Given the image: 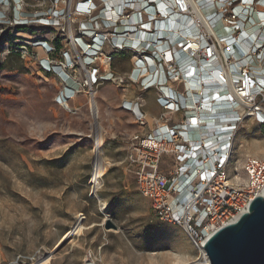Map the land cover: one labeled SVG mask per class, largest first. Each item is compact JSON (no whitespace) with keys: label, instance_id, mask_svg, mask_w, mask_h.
Wrapping results in <instances>:
<instances>
[{"label":"built area","instance_id":"2783aa9c","mask_svg":"<svg viewBox=\"0 0 264 264\" xmlns=\"http://www.w3.org/2000/svg\"><path fill=\"white\" fill-rule=\"evenodd\" d=\"M187 1L0 0V67L9 55L29 60L61 85L59 106L84 94L94 120L91 94L96 101L106 83L153 92L160 111L151 127L142 97L121 103L149 126L132 136L129 172L155 217L181 227L206 256L209 233L264 196V159L233 165L241 129L264 128V4L192 0L203 21ZM118 58L126 70L113 69ZM94 179L90 196L99 191Z\"/></svg>","mask_w":264,"mask_h":264},{"label":"rangeland","instance_id":"374dc122","mask_svg":"<svg viewBox=\"0 0 264 264\" xmlns=\"http://www.w3.org/2000/svg\"><path fill=\"white\" fill-rule=\"evenodd\" d=\"M33 64L9 55L0 67V264H43L49 256L47 264L202 262L181 227L155 217L129 172L132 136L149 126L137 125L121 103L142 97L148 110L155 94L106 83L95 92L94 120L84 94L69 109L59 106L61 85ZM127 65L120 58L112 63L119 72ZM255 141L264 150V128L243 127L234 166L254 155ZM98 163L105 174L90 196ZM79 223L83 233L68 237Z\"/></svg>","mask_w":264,"mask_h":264},{"label":"water","instance_id":"95a60500","mask_svg":"<svg viewBox=\"0 0 264 264\" xmlns=\"http://www.w3.org/2000/svg\"><path fill=\"white\" fill-rule=\"evenodd\" d=\"M204 251L209 264H264V196L236 222L214 233Z\"/></svg>","mask_w":264,"mask_h":264},{"label":"bare ground","instance_id":"6f19581e","mask_svg":"<svg viewBox=\"0 0 264 264\" xmlns=\"http://www.w3.org/2000/svg\"><path fill=\"white\" fill-rule=\"evenodd\" d=\"M162 1H160V2H158L159 4L161 3ZM188 3L192 6L191 7V10L193 9L194 11H195V13L197 14V16H198V18L199 19H201V20H203L204 21V18H203V15L201 14V12H199V10H198V8H197V4L195 3H193V1L192 0H188L187 1V6L189 7V5H188ZM164 6H166V4L164 3V4H161V7H164ZM190 10V11H191ZM177 31L178 30H181L180 31V33L181 34H183V35H186V34H188V33H191V31L189 32L188 30H186V28H185V26H183V25H177ZM227 33L228 32H226V33H224V35H227ZM91 97H92V100H91V106H92V111H93V114H94V116H97V111H96V108H97V104H96V101L94 100V96L91 94ZM66 109H69V106L67 105V104H64L63 105ZM147 117H148V115H147ZM100 142V139H99V141L97 140V147H99V143ZM260 142L259 141H255V142H253V144H252V149H254V155L251 157V156H248L249 158H252V159H262V158H258V156L256 155L257 153L258 154H261L262 152H264V150H262L261 148L262 147H260ZM97 147H96V150H97ZM255 152H257V153H255ZM264 159V158H263ZM99 164L100 163H98V165H96L95 166V172H94V177H95V179H94V187L97 189H99V187H100V185H101V178H103L104 177V170H101V168H100V166H99ZM240 179V175L239 176H236V180L235 181H237V180H239ZM80 222V221H79ZM85 230V228H84V226H83V224L82 223H79V224H76L75 226H74V228L71 230V232H70V234L68 235V237H74V236H79V235H81L82 233H83V231ZM212 233L213 232H211V233H209V235H208V239L212 236ZM201 254V259L203 260H201L202 262H199V260H197V261H193V262H184L183 263V261L182 262H180V261H178V262H174L175 264H209V259H208V257H207V255L205 256L203 253H200ZM50 260H51V257L49 256V257H47L46 259H44V261H43V264H47V263H49L50 262ZM174 260V259H173ZM176 260V259H175ZM169 262V261H168ZM173 263V264H174ZM153 264V263H152Z\"/></svg>","mask_w":264,"mask_h":264},{"label":"snow or ice","instance_id":"6c2138e0","mask_svg":"<svg viewBox=\"0 0 264 264\" xmlns=\"http://www.w3.org/2000/svg\"><path fill=\"white\" fill-rule=\"evenodd\" d=\"M85 2H90V0H85ZM240 2H241V3H248V4H253V3H255V2H259V3H261V4H264V0H240ZM92 7L95 8L96 5H95V4H92ZM83 11L87 12V11H89V9H88V8H84ZM261 15L264 16V13H262ZM145 27H147V26H145ZM185 47H186V45H183V44H182V45H181V50H183ZM187 47L190 48L191 46L188 45ZM261 47H264V45H262ZM209 55H210V56L214 55L213 52H212V49H211V48H209ZM174 58H175L174 55L170 54V55H169V62L171 63V62L174 60ZM197 71H198V65H197ZM219 79L222 80L223 78L220 77ZM253 83H255L254 78H253ZM168 106H169V107H172L171 104H168ZM192 123L195 124V123H196V120L193 119Z\"/></svg>","mask_w":264,"mask_h":264},{"label":"crops","instance_id":"0c3cea01","mask_svg":"<svg viewBox=\"0 0 264 264\" xmlns=\"http://www.w3.org/2000/svg\"><path fill=\"white\" fill-rule=\"evenodd\" d=\"M150 100H151L150 101L151 106H150V108L148 110H145V111L147 112V115H148L147 119L149 117H151V120L152 121L151 122L148 121V124L151 127L154 124L155 118L159 115V111L160 110H159L158 106L155 103V97H154V95L151 96V99Z\"/></svg>","mask_w":264,"mask_h":264}]
</instances>
